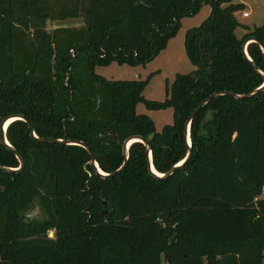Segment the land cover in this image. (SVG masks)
Listing matches in <instances>:
<instances>
[{
    "label": "trees",
    "instance_id": "obj_1",
    "mask_svg": "<svg viewBox=\"0 0 264 264\" xmlns=\"http://www.w3.org/2000/svg\"><path fill=\"white\" fill-rule=\"evenodd\" d=\"M185 31L194 70L165 84L95 72L144 67ZM234 0H0V264H264V18L241 24ZM84 18L82 27L49 22ZM246 33L239 38L235 32ZM247 44V53L242 49ZM263 48V49H262ZM218 93V94H217ZM188 160L164 175L189 151ZM249 94H253L248 96ZM238 96H246L240 98ZM149 110L173 109L157 132ZM24 116L6 126L1 122ZM132 136L125 163L124 142ZM81 142L90 148L74 143ZM92 155L102 176L91 165ZM17 172L2 167L19 169ZM37 204L42 218L27 217ZM54 233V238L49 237Z\"/></svg>",
    "mask_w": 264,
    "mask_h": 264
},
{
    "label": "rangeland",
    "instance_id": "obj_2",
    "mask_svg": "<svg viewBox=\"0 0 264 264\" xmlns=\"http://www.w3.org/2000/svg\"><path fill=\"white\" fill-rule=\"evenodd\" d=\"M234 3L244 4L243 9L235 12L241 24L247 25L249 28L262 24L264 18V0H234ZM209 9V6H204L196 16L183 18L177 32L178 34L169 40L167 46L161 50L157 58L147 63L144 67L120 66L116 63H111L107 67H96L95 72L111 80H144L148 75L152 74V77L145 86L143 95L151 100L163 101L165 98L166 82L171 83L176 74L189 73L194 70V67L187 58L186 51H184L185 31L191 27H197L208 16ZM243 12H247L249 16L244 17L242 15ZM83 25L84 18H79L66 21L55 20L49 22L47 28L48 30H52V28L58 26L78 28ZM235 32L239 38L246 33L242 27H237ZM136 107L138 114H146L152 119L157 132H160L164 125L172 123V108L149 110L143 104H138ZM259 198H264L263 191ZM42 216L37 204H34L27 213V217L34 219L42 218ZM48 236L54 238V233L49 232ZM161 262L162 264H166L163 257Z\"/></svg>",
    "mask_w": 264,
    "mask_h": 264
},
{
    "label": "water",
    "instance_id": "obj_3",
    "mask_svg": "<svg viewBox=\"0 0 264 264\" xmlns=\"http://www.w3.org/2000/svg\"><path fill=\"white\" fill-rule=\"evenodd\" d=\"M252 41H256L255 38L251 37L250 39L246 40L243 45H242V49L244 51V54L246 55V58L249 60L250 64L253 65V67H255L257 69V67L253 64V62L251 61V59L249 58L248 56V53H247V44L248 43H252ZM263 49V48H262ZM264 51V49H263ZM262 75L264 76V73L261 72ZM264 89V83H263V86L261 88H259L258 90L254 91V93L256 92H259L261 90ZM218 94V93H217ZM217 94H214L212 96H210L209 98L205 99L202 103L199 104V107L197 110H195L194 112L191 113V115L189 116L188 120L186 121V125H185V133H184V136H185V141H187V144H188V147H189V151H188V154L186 155V157L183 159V162L180 163L179 165L175 166L174 168H172L171 170H169L167 173H165L164 175H159L158 172L155 170L154 166H153V160L151 158V151H150V148H148V161H149V164H148V169L150 171V173L158 178H165L166 176L170 175L172 173V171L176 168H179L181 167L188 159L190 153H191V141H190V121L196 116V114L199 112V110L204 106V104L206 102H208L210 99L214 98L217 96ZM253 94H249L248 96H251ZM240 98H244L246 96H238ZM11 119L10 122L14 121V120H24L25 122H27L28 124V128L31 130V134H32V137L35 139V140H38L40 142H45V143H48V142H60V143H64L63 140L61 139H51V138H38L36 137L35 133L33 132V128L30 124V122L22 115H19V116H11V117H8L6 119H4L2 122H1V141L4 143L5 146H8L10 149L14 150L13 147L8 143L7 141V138L5 137V132H6V129L4 128V126L6 125V123H8V121ZM132 139H135L134 142H140V143H143L146 145V143L144 142V140L139 137V136H132V137H129L124 143V147H123V154L125 155V163L122 165V167H120V169L116 170L115 172L111 173V175H115L116 173L120 172L121 170H123L127 164V154H128V149H129V146L132 144L129 143L130 140ZM68 144H78V145H81L83 147H85L89 152H90V148L88 146H86L85 144H82L81 142H78V141H74V143H68ZM19 159V163L21 164L20 168L15 170V169H11V168H6V167H2L4 170L8 171V172H17L19 171L23 166H24V163H23V160L22 158L18 157ZM91 165H93L97 172L99 174H101L102 176H106V177H110L111 175H106V174H102L100 171L101 169L99 168L97 162H95V159L92 155V161H91ZM154 169V170H153Z\"/></svg>",
    "mask_w": 264,
    "mask_h": 264
},
{
    "label": "bare ground",
    "instance_id": "obj_4",
    "mask_svg": "<svg viewBox=\"0 0 264 264\" xmlns=\"http://www.w3.org/2000/svg\"><path fill=\"white\" fill-rule=\"evenodd\" d=\"M10 121H11V119L8 121V123H6V125L4 126V128L6 129V126L10 123ZM135 141V139H132V140H130L129 141V143L131 144L132 142H134ZM154 170V169H153ZM102 174H104L102 171H100ZM159 174V173H158ZM159 175H161V174H159Z\"/></svg>",
    "mask_w": 264,
    "mask_h": 264
},
{
    "label": "built area",
    "instance_id": "obj_5",
    "mask_svg": "<svg viewBox=\"0 0 264 264\" xmlns=\"http://www.w3.org/2000/svg\"><path fill=\"white\" fill-rule=\"evenodd\" d=\"M249 14L248 13H246V12H243V16L244 17H246V16H248ZM264 192V191H263Z\"/></svg>",
    "mask_w": 264,
    "mask_h": 264
},
{
    "label": "crops",
    "instance_id": "obj_6",
    "mask_svg": "<svg viewBox=\"0 0 264 264\" xmlns=\"http://www.w3.org/2000/svg\"><path fill=\"white\" fill-rule=\"evenodd\" d=\"M244 5V4H243ZM247 13V12H246ZM243 15V14H242ZM249 16V15H248ZM248 16H246V17H248Z\"/></svg>",
    "mask_w": 264,
    "mask_h": 264
}]
</instances>
